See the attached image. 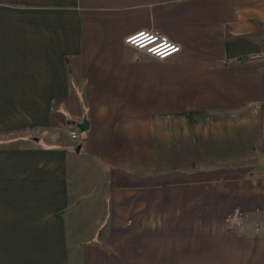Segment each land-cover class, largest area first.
Segmentation results:
<instances>
[{
  "label": "crops",
  "instance_id": "0c3cea01",
  "mask_svg": "<svg viewBox=\"0 0 264 264\" xmlns=\"http://www.w3.org/2000/svg\"><path fill=\"white\" fill-rule=\"evenodd\" d=\"M0 264H264V0H0Z\"/></svg>",
  "mask_w": 264,
  "mask_h": 264
},
{
  "label": "built area",
  "instance_id": "2783aa9c",
  "mask_svg": "<svg viewBox=\"0 0 264 264\" xmlns=\"http://www.w3.org/2000/svg\"><path fill=\"white\" fill-rule=\"evenodd\" d=\"M124 41L128 45L144 50L150 56L159 59H164L180 51L179 44L156 31H140L127 36ZM68 131L72 139H79L80 129L77 125H70Z\"/></svg>",
  "mask_w": 264,
  "mask_h": 264
},
{
  "label": "water",
  "instance_id": "95a60500",
  "mask_svg": "<svg viewBox=\"0 0 264 264\" xmlns=\"http://www.w3.org/2000/svg\"><path fill=\"white\" fill-rule=\"evenodd\" d=\"M77 126L81 131H84L87 128V121L83 120L81 123L77 124Z\"/></svg>",
  "mask_w": 264,
  "mask_h": 264
},
{
  "label": "rangeland",
  "instance_id": "374dc122",
  "mask_svg": "<svg viewBox=\"0 0 264 264\" xmlns=\"http://www.w3.org/2000/svg\"><path fill=\"white\" fill-rule=\"evenodd\" d=\"M157 32V31H156ZM159 33V32H158ZM167 37V36H166ZM142 52H140V53H142V54H144V53H146V52H144V50H141ZM144 52V53H143ZM147 54V53H146Z\"/></svg>",
  "mask_w": 264,
  "mask_h": 264
}]
</instances>
